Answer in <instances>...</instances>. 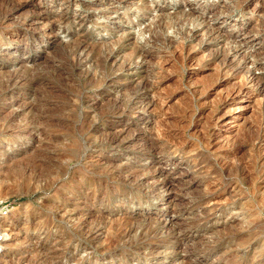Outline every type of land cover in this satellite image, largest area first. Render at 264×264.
I'll return each mask as SVG.
<instances>
[{"label": "rangeland", "instance_id": "rangeland-1", "mask_svg": "<svg viewBox=\"0 0 264 264\" xmlns=\"http://www.w3.org/2000/svg\"><path fill=\"white\" fill-rule=\"evenodd\" d=\"M0 200V264H264V0H0Z\"/></svg>", "mask_w": 264, "mask_h": 264}, {"label": "built area", "instance_id": "built-area-1", "mask_svg": "<svg viewBox=\"0 0 264 264\" xmlns=\"http://www.w3.org/2000/svg\"><path fill=\"white\" fill-rule=\"evenodd\" d=\"M17 208V203L11 200H0V251L5 242L6 228L3 221L8 219Z\"/></svg>", "mask_w": 264, "mask_h": 264}, {"label": "bare ground", "instance_id": "bare-ground-1", "mask_svg": "<svg viewBox=\"0 0 264 264\" xmlns=\"http://www.w3.org/2000/svg\"><path fill=\"white\" fill-rule=\"evenodd\" d=\"M240 8H241V7H240ZM49 18H50V17H49ZM52 24H53V23H52ZM47 28H48V27H47ZM48 31H49V30H48ZM44 32H45V31H44ZM48 33H49V32H48ZM5 220H6V219H5ZM5 220H4V221H5ZM3 225H4V224H3ZM5 227H6V226H5ZM5 240H6V235H5Z\"/></svg>", "mask_w": 264, "mask_h": 264}]
</instances>
